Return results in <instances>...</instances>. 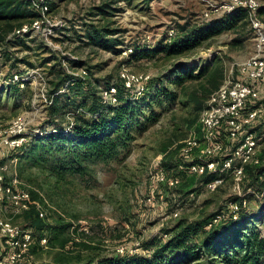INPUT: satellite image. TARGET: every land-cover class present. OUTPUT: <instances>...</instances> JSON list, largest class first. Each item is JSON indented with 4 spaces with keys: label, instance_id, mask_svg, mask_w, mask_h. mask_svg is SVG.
Wrapping results in <instances>:
<instances>
[{
    "label": "rangeland",
    "instance_id": "obj_1",
    "mask_svg": "<svg viewBox=\"0 0 264 264\" xmlns=\"http://www.w3.org/2000/svg\"><path fill=\"white\" fill-rule=\"evenodd\" d=\"M223 1L49 0L53 25L48 38L30 32L20 38H12L11 34L0 41V171L6 185L30 192L32 201L45 212L46 224H72L67 235L73 241L66 247L72 264H76V256L86 260L149 255L151 251L144 244L166 242L180 221L192 222L226 211L236 196L246 197L248 226L264 236V196L243 191V196H239L232 170L221 175L213 173L215 179L223 178V182L209 190L204 176H189L179 168L189 165L187 155L181 151L184 141L192 132L198 136L200 133L201 111L189 95H201V87L208 85L212 74L222 83L231 70L236 72L239 61L254 53V34L248 21L177 57L158 53L131 58L139 50L169 44L182 25L192 26L223 16L222 11L214 10ZM103 6L107 13L98 14ZM93 27L114 29L113 37L120 41L118 51L87 44L86 34ZM69 58H76L81 64L70 65ZM123 68L135 75L149 76L145 83V92L149 84L148 93L142 99L139 83L124 89L136 115L124 133L127 147L123 154L108 165L90 166L87 174L57 179L50 170L51 154L47 148L50 144L58 148L60 143H52L51 137L62 134L77 119H97L94 114L100 108V97L103 104L107 101L104 89L123 84L119 77ZM202 68L206 69L202 77H189ZM66 75H70L68 80ZM178 77L185 78L182 86L174 83ZM77 78L82 85L71 81ZM169 92L177 95L176 101L167 96ZM54 93L61 107L55 118L50 116ZM17 118L24 119L25 127L18 136L26 138V149H10L3 141L9 138V127ZM261 150L259 166L264 168V143ZM39 155L46 160L39 161ZM164 161L173 162L176 169L167 170ZM159 170L164 171L166 178L179 176V184L170 187L152 179ZM248 179L246 175L244 191L253 189ZM2 204L1 218H9L15 226L31 232L32 243L19 264H58L57 253L66 251L48 246L46 232L38 233L28 227L25 212L16 214L7 203ZM224 238L229 240V236ZM8 252L9 246L0 234V261H6Z\"/></svg>",
    "mask_w": 264,
    "mask_h": 264
},
{
    "label": "trees",
    "instance_id": "obj_2",
    "mask_svg": "<svg viewBox=\"0 0 264 264\" xmlns=\"http://www.w3.org/2000/svg\"><path fill=\"white\" fill-rule=\"evenodd\" d=\"M48 3L51 8L49 0ZM98 11V14L105 15L106 6L99 7ZM38 14L31 7V0H0V41H4L5 37L11 34H13L12 38L24 37L25 35H18L15 31L31 22ZM257 15L264 22V6L258 9ZM245 21H248L247 10L237 9L200 24L182 25L180 33L174 39L169 40V44L156 49L139 50L138 53L131 55V58L140 59L158 53H163L169 58L177 57L198 48L223 32L233 30ZM115 34L116 31L108 27H93L86 34L88 39L86 42L104 50L117 52L120 41L117 37H113ZM80 64L77 59L70 60V65ZM205 72L206 69L202 68L197 75L190 73L189 77L200 78ZM69 76H65L66 80L70 78ZM71 81L77 85L83 84L78 78ZM208 81L207 86L201 87V92L199 91L201 95L197 92L189 95V100L200 111L205 106L203 98L208 94L209 97L223 83H220L219 78L213 74L209 76ZM151 82L152 78L149 83ZM184 82L185 78L178 77L174 83L182 86ZM123 85L122 83L121 85L111 84L104 89L105 91H109L112 87L117 89V103L104 102L103 104L100 97L98 103L100 108L94 114V116L98 115L97 119L92 121L84 118L77 119L66 131L62 130V134L51 137L52 143H60L58 148L53 146L54 144H50L52 146L47 148L51 154L50 170L57 179L63 180L67 175L87 174L90 166L108 165L123 154L124 148L127 147V139L123 136L129 122L136 115ZM148 89L139 96V99L146 96ZM53 95L50 116L55 118L60 114L61 107L59 97L56 93ZM167 96L172 101L177 100V95L173 92H169ZM97 109V107L94 108L93 112ZM70 134H72L71 137H69ZM26 147L27 143H24L17 150L26 149ZM38 157L39 161L46 160L43 155ZM162 164L169 171L176 169L177 166L167 161ZM246 174L251 179L249 187L255 190L263 188L264 181L261 179L264 180V168L262 166L248 167ZM216 177V174H206L204 182L209 183ZM244 201L246 197L236 196L230 200L226 211H219L192 222L180 221L170 231L172 235L166 242L151 241L144 244L146 249L151 251L149 255L124 254L110 257H88L86 260L76 256V264H264V236L248 226L247 203L244 204ZM33 203L31 209L25 212L27 226L38 233L46 232L48 246L66 251L69 242L73 241L67 235L72 224L60 222L55 225L46 224L44 219L39 217L36 204L34 201ZM231 204H236L238 208L236 210L231 208ZM224 236H229V240ZM74 244L78 245L75 242ZM69 256L67 251L57 253L56 262L72 264L73 259Z\"/></svg>",
    "mask_w": 264,
    "mask_h": 264
},
{
    "label": "built area",
    "instance_id": "obj_3",
    "mask_svg": "<svg viewBox=\"0 0 264 264\" xmlns=\"http://www.w3.org/2000/svg\"><path fill=\"white\" fill-rule=\"evenodd\" d=\"M263 6L264 0H225L214 9L222 11L223 14L237 9L247 10L248 22L254 34V53L239 61L236 72L231 70L220 87L210 94L199 114V136L195 131L192 132L181 149L189 159L187 167L179 166L184 174L221 175L232 170L234 188L239 196H243L242 191L254 193L257 197L264 196V186L260 192L252 188L246 191L242 189L247 168L261 164V145L264 143V22L257 15L258 9ZM31 7L39 13L38 16L22 25L15 33L27 35L36 32L48 38L53 25L48 0H31ZM73 59L76 58H69ZM119 77L127 90L139 83L138 91L141 95L145 92V83L149 79L148 75H135L125 68L121 69ZM116 95L117 89L114 87L109 91L104 90L107 98L105 102L115 103ZM24 127L23 118H17L9 127V138L3 141L10 149H18L26 143L25 137L18 136ZM152 179L166 182L170 187H175L180 182L179 176L166 178L163 170L156 172ZM222 182L223 178H217L206 186L209 190H214ZM2 203H7L16 214L29 211L34 204L28 190L6 185L0 171L1 206ZM37 206L39 217L44 219L45 212ZM231 208L236 210L238 207L231 204ZM0 234L9 246L6 261L1 260L0 264H19L32 243L31 232L15 226L9 218L0 217Z\"/></svg>",
    "mask_w": 264,
    "mask_h": 264
}]
</instances>
